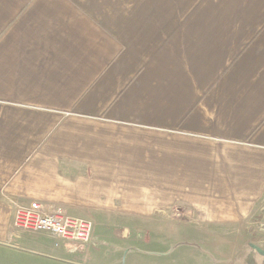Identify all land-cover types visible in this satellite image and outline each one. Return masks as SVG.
Here are the masks:
<instances>
[{
	"label": "crops",
	"instance_id": "1",
	"mask_svg": "<svg viewBox=\"0 0 264 264\" xmlns=\"http://www.w3.org/2000/svg\"><path fill=\"white\" fill-rule=\"evenodd\" d=\"M263 201L264 0H0V264H264Z\"/></svg>",
	"mask_w": 264,
	"mask_h": 264
},
{
	"label": "built area",
	"instance_id": "2",
	"mask_svg": "<svg viewBox=\"0 0 264 264\" xmlns=\"http://www.w3.org/2000/svg\"><path fill=\"white\" fill-rule=\"evenodd\" d=\"M13 227L19 231L45 232L71 249L85 248L93 238L92 220L68 214L61 208H49L39 200L28 204L15 200Z\"/></svg>",
	"mask_w": 264,
	"mask_h": 264
},
{
	"label": "rangeland",
	"instance_id": "3",
	"mask_svg": "<svg viewBox=\"0 0 264 264\" xmlns=\"http://www.w3.org/2000/svg\"><path fill=\"white\" fill-rule=\"evenodd\" d=\"M256 217L259 218L261 222L253 223L250 225V229L253 230V232L251 231V235H253V237H257V235L259 234L260 227L264 228V201L260 204L259 208L257 209Z\"/></svg>",
	"mask_w": 264,
	"mask_h": 264
},
{
	"label": "water",
	"instance_id": "4",
	"mask_svg": "<svg viewBox=\"0 0 264 264\" xmlns=\"http://www.w3.org/2000/svg\"><path fill=\"white\" fill-rule=\"evenodd\" d=\"M254 249H256L257 251H259L260 253L264 254V249H262L259 245L255 244V243H251L250 244Z\"/></svg>",
	"mask_w": 264,
	"mask_h": 264
}]
</instances>
